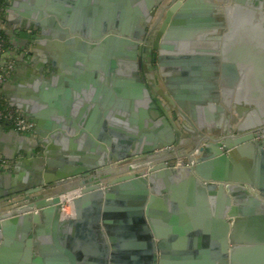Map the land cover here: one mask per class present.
I'll list each match as a JSON object with an SVG mask.
<instances>
[{"label": "water", "instance_id": "95a60500", "mask_svg": "<svg viewBox=\"0 0 264 264\" xmlns=\"http://www.w3.org/2000/svg\"><path fill=\"white\" fill-rule=\"evenodd\" d=\"M8 13L35 66L6 98L35 127L13 130L28 160L0 172V264H264V0Z\"/></svg>", "mask_w": 264, "mask_h": 264}, {"label": "crops", "instance_id": "0c3cea01", "mask_svg": "<svg viewBox=\"0 0 264 264\" xmlns=\"http://www.w3.org/2000/svg\"><path fill=\"white\" fill-rule=\"evenodd\" d=\"M14 2V0L10 1L9 6ZM14 14V13H13ZM2 28L4 29L7 39H8V49L5 53L4 57L5 59H12L17 61V67L10 77V79L6 82V84L3 87V96L6 98V96L14 97V95L19 92L20 87L19 85L22 83L28 82L27 77V71L32 68L33 66H30V63L32 61L34 62L33 57L31 58V55L28 54L25 41L19 36L20 30L17 28L14 31V23L10 22L9 20V13L7 14L6 19L2 23ZM29 50V49H28ZM35 63V62H34ZM56 72V69L52 67L51 65H47L45 68V76H49ZM26 140L23 137H17L14 136L13 129L6 128L4 126H0V148L6 153L9 160V167L4 172H9L11 170L15 169V166L21 161V160H28V157L22 156L27 153V144ZM74 209L67 208L64 211L63 219L67 218H75ZM64 246V245H63ZM189 249V248H188ZM161 255V252H158V256ZM32 263L37 258H45V256H40L39 254H36L31 257ZM175 256H168L163 259V263H170V262H176V261H192L196 258V256H192L190 254H185L181 258L176 259ZM90 261L95 262L92 257L90 258Z\"/></svg>", "mask_w": 264, "mask_h": 264}, {"label": "built area", "instance_id": "2783aa9c", "mask_svg": "<svg viewBox=\"0 0 264 264\" xmlns=\"http://www.w3.org/2000/svg\"><path fill=\"white\" fill-rule=\"evenodd\" d=\"M11 0H0V126L9 125L11 129L20 133H33L34 123L28 120L23 111L20 109H14L15 107L9 104V100L2 94L3 87L10 79L16 69L17 61L14 59H5L4 55L8 49L7 39L4 37L2 31V23L7 17L8 7ZM5 101V103H4ZM9 166V160L0 152V172L5 171ZM75 193V192H74ZM74 195V197L78 196ZM69 201L64 203V211L69 206ZM14 199L0 203V214L9 213L14 208Z\"/></svg>", "mask_w": 264, "mask_h": 264}, {"label": "flooded vegetation", "instance_id": "af4514ba", "mask_svg": "<svg viewBox=\"0 0 264 264\" xmlns=\"http://www.w3.org/2000/svg\"><path fill=\"white\" fill-rule=\"evenodd\" d=\"M157 22V20H156ZM162 22V19H160V21L157 22V26L159 27L160 24ZM156 29V28H155ZM37 34H39V32L37 31ZM154 41H155V30H153V32H150V34H148V36L144 37V42L143 44L146 46V53L143 54L144 57H146L148 63H152L153 65H155L156 63L154 62V58L158 57V52L154 49ZM29 50H27L28 52ZM35 55V54H34ZM33 55V56H34ZM157 60V59H156ZM30 66H35V63L32 61V63H30ZM17 67V64H16ZM151 70V69H150ZM25 136H27V134H25ZM25 138V137H24ZM22 156L27 157V153ZM9 167V166H8ZM8 169V168H7ZM6 169V170H7Z\"/></svg>", "mask_w": 264, "mask_h": 264}, {"label": "bare ground", "instance_id": "6f19581e", "mask_svg": "<svg viewBox=\"0 0 264 264\" xmlns=\"http://www.w3.org/2000/svg\"><path fill=\"white\" fill-rule=\"evenodd\" d=\"M76 194H78V191H76L75 193L73 192V193H71L69 196H65V197H64L65 200H68V201H69V204H68L69 206H68L67 208H71V207L73 208L72 197H74V195H76ZM67 208H66V209H67ZM73 209H74V208H73Z\"/></svg>", "mask_w": 264, "mask_h": 264}, {"label": "trees", "instance_id": "16d2710c", "mask_svg": "<svg viewBox=\"0 0 264 264\" xmlns=\"http://www.w3.org/2000/svg\"><path fill=\"white\" fill-rule=\"evenodd\" d=\"M2 33H3L4 37L7 39L5 31H2ZM7 43H8V39H7ZM4 103H5V101H4ZM14 109H16V108H14ZM4 127L11 128L9 125H4Z\"/></svg>", "mask_w": 264, "mask_h": 264}]
</instances>
